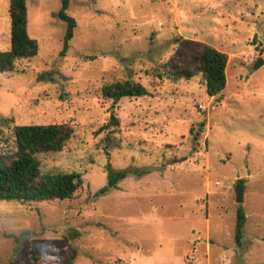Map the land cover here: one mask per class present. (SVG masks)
<instances>
[{
  "label": "rangeland",
  "instance_id": "374dc122",
  "mask_svg": "<svg viewBox=\"0 0 264 264\" xmlns=\"http://www.w3.org/2000/svg\"><path fill=\"white\" fill-rule=\"evenodd\" d=\"M26 7L38 51L0 71V154L16 150V125L68 123L62 150L37 153L40 172H78L82 187L72 198L0 199V264H264V63L254 67L264 0H69L64 52L60 0ZM9 37L0 0V50ZM200 43L227 55L219 94L200 75H152ZM123 79L148 94L102 98L103 84ZM111 112L118 145L105 148L106 131H95ZM109 168L128 173L101 193Z\"/></svg>",
  "mask_w": 264,
  "mask_h": 264
},
{
  "label": "trees",
  "instance_id": "16d2710c",
  "mask_svg": "<svg viewBox=\"0 0 264 264\" xmlns=\"http://www.w3.org/2000/svg\"><path fill=\"white\" fill-rule=\"evenodd\" d=\"M9 2V47L0 50V71H11L16 61L29 59L36 55L38 44L27 32L26 0H8ZM69 0H60L57 16L66 24L63 36V48L66 51L68 41L73 36L75 21L66 13ZM227 55L207 43H200L185 55L182 61L163 71L153 70L157 78L165 77L171 81L188 79L200 75L204 89L209 96L219 94L226 85L225 67ZM148 90L140 82L130 79L114 80L100 88V95L113 103L123 97H140ZM2 118L0 117V120ZM119 126L114 112L95 132L106 131L104 147H114L118 143L112 135ZM16 150L12 155L0 154V199L47 201L74 197L82 187L80 173L75 171L40 172L37 153L60 151L73 135L68 123L21 124L13 127ZM175 162V160L171 161ZM126 170L108 169L107 183L99 189L104 193L115 188L117 183L127 176ZM244 213L241 207L236 211L235 242H241Z\"/></svg>",
  "mask_w": 264,
  "mask_h": 264
},
{
  "label": "water",
  "instance_id": "95a60500",
  "mask_svg": "<svg viewBox=\"0 0 264 264\" xmlns=\"http://www.w3.org/2000/svg\"><path fill=\"white\" fill-rule=\"evenodd\" d=\"M263 63H264V60L261 57H259L256 60L254 67L257 68L260 65H262ZM234 189H235V201L237 203H241L243 201V186H242V184L235 186Z\"/></svg>",
  "mask_w": 264,
  "mask_h": 264
}]
</instances>
